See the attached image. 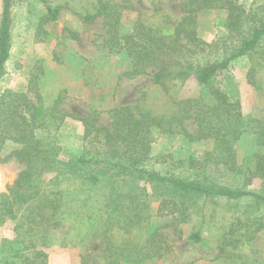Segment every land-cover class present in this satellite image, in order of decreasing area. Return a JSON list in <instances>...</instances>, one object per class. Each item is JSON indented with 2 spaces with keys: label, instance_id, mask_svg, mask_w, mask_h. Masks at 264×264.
I'll use <instances>...</instances> for the list:
<instances>
[{
  "label": "trees",
  "instance_id": "trees-1",
  "mask_svg": "<svg viewBox=\"0 0 264 264\" xmlns=\"http://www.w3.org/2000/svg\"><path fill=\"white\" fill-rule=\"evenodd\" d=\"M25 1L1 0L0 79L10 58L13 11ZM240 1L182 0L183 17L173 26L150 28L136 22L130 32L119 35V48L111 50L125 53L128 67L123 76H149L165 97L163 105L160 110L154 108L142 94L136 105L111 111L107 126L98 124L96 114L80 117L78 153L69 154L60 146L62 125L73 118L60 109L62 91L48 92L42 78L31 74L25 92L0 94V164L14 161L24 165L0 195V222L13 224L12 238L0 241V264H48L45 251L56 235L74 239L81 250H87L90 240L99 239L106 264L153 262L168 255L171 246L160 234L135 241L134 233L149 221V202L159 204L158 215L168 218V226L173 228L194 219L202 222L208 203L229 205L248 199L264 207L263 195L214 182V176H237L246 171L264 182V154L254 155L251 166L247 160L238 165L234 150L235 142L246 134L254 136L259 148L264 147V116L245 117L240 99L231 98L219 85L208 88L212 105L176 97L189 79L209 85L240 57L258 62L248 71L247 83L264 97V89L255 79L264 68V0L253 1L248 10ZM40 2L46 12L34 26L37 42L44 40L45 26L55 23L66 7L52 0ZM76 2L80 8L74 15L83 24L101 18L114 27L125 8L124 2L116 0H73ZM207 10L224 11L228 31L227 36L210 43L196 30V15ZM189 121H193L192 132ZM37 131L44 136L37 138ZM165 135L209 140L212 149L200 159L188 160L187 165L179 160L177 169L189 176L175 175L168 168L155 170L153 147ZM167 162L164 160L165 165ZM141 183L151 193L140 190ZM96 221L101 225L97 231ZM191 237L195 243L201 241L198 233ZM238 242L220 238L218 257L226 247L236 248ZM81 258V264H86L85 257Z\"/></svg>",
  "mask_w": 264,
  "mask_h": 264
},
{
  "label": "rangeland",
  "instance_id": "rangeland-1",
  "mask_svg": "<svg viewBox=\"0 0 264 264\" xmlns=\"http://www.w3.org/2000/svg\"><path fill=\"white\" fill-rule=\"evenodd\" d=\"M52 1L53 4L59 3L66 7L60 10L55 23L45 26L47 35L41 42H37L34 28L38 18L46 12L40 0H26L15 7L10 58L6 63V74L0 79V94L6 90L25 92L31 74L42 78L48 92L62 91L64 99L60 109L73 118H67L62 125L60 146L69 154L78 153L82 135V125L77 120L80 117L96 114L98 124L107 126L111 122V111L136 105L137 98L142 94H146L148 104L161 109L165 97L160 88L152 84L149 76L134 79L124 77L128 67L125 53H116L111 49L119 48V35L130 32L136 22L150 28L162 24L170 27L180 22L183 17L182 0H116L124 2L125 8L121 9L118 24L114 27L101 18L83 24L74 15L80 8L77 2ZM253 1L241 0L240 3L248 10ZM196 16L198 36L205 42L227 36L224 11L207 10ZM254 62L258 63L248 57L234 60L227 69L217 73L209 85H199L191 78L176 97L212 105L214 100L208 88L210 85H219L231 98L237 96L240 99L245 117H256L259 113L264 116V97H260L247 83L248 71ZM255 79L264 89V68L258 70ZM188 127L192 132L193 121H189ZM44 134L43 131H37L36 137L42 138ZM211 149L212 142L209 140L188 141L180 135H165L154 144L152 166L155 170L168 168L175 175L189 176L185 170L177 169L179 160L187 165L188 160L200 159ZM234 150L238 165L247 160L251 166L250 160L254 155L264 154V147L259 148L250 134L235 142ZM164 160H168L166 165ZM23 168V164L14 161L0 164V195L5 193L6 185L12 184ZM214 182L219 186L264 196V182L251 171L237 176H214ZM139 186L140 190L151 193L147 184L141 183ZM158 205L154 201L148 203L149 221L134 233V237L138 238L135 241L160 234L171 246V252L160 260L142 264H264V207H257L248 199L229 205L220 201L217 204L208 203L206 218L202 222L194 219L173 228L168 226V218L158 215ZM100 227L96 221L94 229L97 231ZM12 229L11 222H0V241L11 239ZM195 233L201 237L198 243L191 239ZM59 236L56 235L45 251L48 264H81V257H85L86 264H106L99 239L90 240L86 243L87 250H81L74 239L69 241ZM220 238H233L239 242L235 244L236 248L226 247L223 256L218 257L216 246Z\"/></svg>",
  "mask_w": 264,
  "mask_h": 264
}]
</instances>
